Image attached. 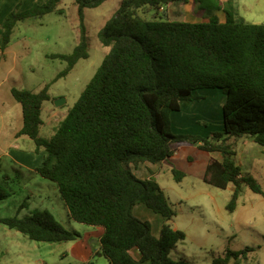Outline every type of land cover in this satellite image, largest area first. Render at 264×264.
<instances>
[{
  "label": "trees",
  "instance_id": "trees-1",
  "mask_svg": "<svg viewBox=\"0 0 264 264\" xmlns=\"http://www.w3.org/2000/svg\"><path fill=\"white\" fill-rule=\"evenodd\" d=\"M62 1L46 0L24 11L17 6L9 12L3 21L1 49L9 45L19 21L53 12L63 14ZM106 1L76 0L80 40L71 54L50 55L67 62L54 81L89 57L85 9ZM188 1L123 0L117 14L99 31L109 52L50 139L39 135L50 84L40 91L11 90L23 114V126L16 136H29L36 152H47L35 171L57 184L70 218L104 227L100 252L109 264H143L147 260L152 264H193L185 256H171L187 234L172 226L177 213L170 198L154 177L142 179L132 167L175 157L177 143H197L203 150L222 154V159L211 157L203 179L219 188L234 184L229 210L235 209L243 185L263 193L256 179L244 174L235 162L233 139L247 136L264 146V23L229 16L223 22L217 16L190 22L171 19L163 12L166 5ZM213 8H221L219 0L202 7ZM150 9L156 12L147 18ZM205 89L224 92L223 129L208 138L175 133L171 114L205 99L201 93ZM174 173L178 181L184 177V173ZM6 197L0 189V200ZM138 204L163 217L159 236L154 235L149 221L134 214ZM0 222L37 241L61 243L81 237L48 210L0 218ZM253 250H227L224 255H213L212 264L246 259Z\"/></svg>",
  "mask_w": 264,
  "mask_h": 264
},
{
  "label": "rangeland",
  "instance_id": "rangeland-1",
  "mask_svg": "<svg viewBox=\"0 0 264 264\" xmlns=\"http://www.w3.org/2000/svg\"><path fill=\"white\" fill-rule=\"evenodd\" d=\"M44 0L43 2H45ZM123 0H107L94 8L85 9V25L89 40V57L77 62L65 77L56 76L67 67V62L51 58L52 54H71L80 40L79 17L76 0H63L57 12L39 19L19 21L5 50L1 49L3 20L9 12L8 0L0 6V189L7 197L0 200V218L24 217L37 209L48 210L64 227L80 232L87 241L95 243L104 233L103 226L87 225L70 218L57 184L33 170L41 165L47 155L35 151V142L29 136L17 137L23 126L22 108L11 90L13 88L40 91L50 84V100L43 105L44 123L39 135L50 139L69 110L75 105L87 84L102 64L110 47L99 38L100 29L119 11ZM214 0H189L176 10H165L168 17L190 22L202 21L212 16L225 19L264 23V0H219L221 8L202 9ZM218 1V0H217ZM36 0L35 3H43ZM32 4V5H33ZM31 5V7H32ZM169 9V10H168ZM156 12L150 9L145 15L151 18ZM4 18L2 19V15ZM205 99L184 105L183 110L171 114L175 133L201 135L204 138L223 126L222 89H205ZM65 98L63 105L56 101ZM235 162L244 174L251 175L263 193L254 192L248 185L243 189L233 211L228 209L234 184L219 188L206 183L201 175L212 155L222 159L220 152H208L192 142L175 145L178 156L158 164L159 172L153 177L167 196L172 197L178 215L177 222L187 237L178 245L193 264H212L213 255H224L227 250L240 251L246 247L254 250L247 258L232 259L229 264H264V146L253 138L243 136L233 139ZM230 140V142H233ZM184 173L183 181L176 179L174 171ZM145 206V205H143ZM194 210V216H190ZM158 220L134 214L151 223L152 231ZM71 242L51 243L30 239L27 235L10 229L0 222V264H79V256L72 250ZM176 253V251H174ZM94 264H109L106 257Z\"/></svg>",
  "mask_w": 264,
  "mask_h": 264
},
{
  "label": "crops",
  "instance_id": "crops-1",
  "mask_svg": "<svg viewBox=\"0 0 264 264\" xmlns=\"http://www.w3.org/2000/svg\"><path fill=\"white\" fill-rule=\"evenodd\" d=\"M6 1V0H3V2ZM36 0H8L7 2V5L9 6V8H15V6L19 5L20 8H19V11H24V10H27L31 7V5L35 2ZM44 0H39V2H43ZM1 2L2 0H0V6H1ZM183 2H175V3H171L169 5H167L168 7H170L169 9H173V10H176V7L177 6H180L182 5ZM184 4V3H183ZM187 4V3H186ZM166 8V7H165ZM167 9V8H166ZM168 9V10H169ZM4 15H2V19L4 18ZM6 16V15H5ZM224 18V17H223ZM221 18L220 21H225L226 20V17L225 19ZM4 21V20H3ZM201 93L204 94V91L202 90ZM222 99L224 98L223 96L221 97ZM183 107L184 105L182 106L181 110H183ZM180 110V111H181ZM223 129V126L220 130ZM176 156H178L177 152H176ZM212 157H216L214 155H212ZM220 159V158H218ZM164 162V161H162ZM162 162H158V163H153V162H141L139 163L137 166L135 165H132L133 167V170L135 172V174L142 178V179H146V178H150V177H153L154 174L158 173L159 170H158V164H161ZM37 166L33 167L32 169L34 170ZM207 167V166H206ZM205 172V171H204ZM203 175L204 173L201 175L202 179H203ZM204 180V179H203ZM183 181V178L182 180ZM162 188V187H161ZM172 202L173 205L174 202L172 200V197L168 196ZM144 204H138L134 209H138L140 214L142 216H145V215H150L152 216V218L154 217L155 219H159L157 218L156 215H153L151 214L150 212V208H148L146 205L143 206ZM153 211V210H151ZM154 212V211H153ZM190 213V216H194V210L189 212ZM158 214V213H157ZM162 217V216H161ZM177 219H178V215H176L174 217V219L171 221L172 223V226L175 228V229H182L180 227V225L178 224L177 222ZM159 222V225L158 227H156V229H153V233L154 235L156 236H159L160 235V231H161V228H162V224L164 222L163 220V217H162V220L158 221ZM104 233H102L100 235V238L98 240L95 241V243H99V247H96L93 245V243H90V241H87V239H85L83 237V235L81 234V237H79L78 239L76 240H73V241H64V242H71L73 243L72 244V250L75 252L76 255L79 256V264H84V263H87V262H90V261H96L97 258H98V261L104 257V255L100 252L101 250V244H100V240H101V237ZM62 243V242H61ZM180 243V242H179ZM179 243L177 244V246L172 250L171 252V256L174 258V259H178L179 257L181 256H185L187 257L184 253H181L179 251V248H178V245ZM176 251V253L174 252ZM138 255V253H136ZM188 258V257H187ZM189 259V258H188ZM108 261V260H107ZM109 263V262H108ZM101 264V263H100ZM143 264H152L150 260H147L145 261Z\"/></svg>",
  "mask_w": 264,
  "mask_h": 264
},
{
  "label": "water",
  "instance_id": "water-1",
  "mask_svg": "<svg viewBox=\"0 0 264 264\" xmlns=\"http://www.w3.org/2000/svg\"><path fill=\"white\" fill-rule=\"evenodd\" d=\"M66 102L65 98L56 101V105H63Z\"/></svg>",
  "mask_w": 264,
  "mask_h": 264
},
{
  "label": "built area",
  "instance_id": "built-area-1",
  "mask_svg": "<svg viewBox=\"0 0 264 264\" xmlns=\"http://www.w3.org/2000/svg\"><path fill=\"white\" fill-rule=\"evenodd\" d=\"M161 9H163V8H161Z\"/></svg>",
  "mask_w": 264,
  "mask_h": 264
}]
</instances>
